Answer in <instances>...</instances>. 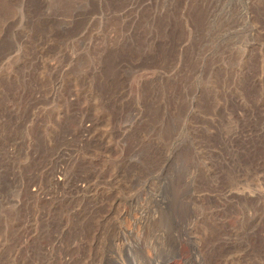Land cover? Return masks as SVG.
Returning a JSON list of instances; mask_svg holds the SVG:
<instances>
[{"label": "rangeland", "instance_id": "rangeland-1", "mask_svg": "<svg viewBox=\"0 0 264 264\" xmlns=\"http://www.w3.org/2000/svg\"><path fill=\"white\" fill-rule=\"evenodd\" d=\"M0 264H264V0H0Z\"/></svg>", "mask_w": 264, "mask_h": 264}, {"label": "bare ground", "instance_id": "bare-ground-1", "mask_svg": "<svg viewBox=\"0 0 264 264\" xmlns=\"http://www.w3.org/2000/svg\"><path fill=\"white\" fill-rule=\"evenodd\" d=\"M189 245H190V244H189ZM188 252H189L190 255H192V253H193V254L195 253V249H194V247H193L192 245H191V248L189 249ZM189 254H188V255H189ZM190 257H191V256H190ZM184 260L187 261L188 258H184Z\"/></svg>", "mask_w": 264, "mask_h": 264}]
</instances>
